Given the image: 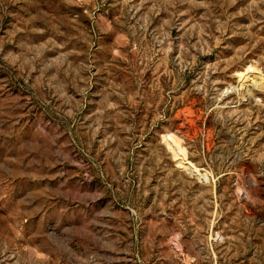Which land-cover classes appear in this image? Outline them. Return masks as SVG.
I'll use <instances>...</instances> for the list:
<instances>
[{"label": "rangeland", "instance_id": "374dc122", "mask_svg": "<svg viewBox=\"0 0 264 264\" xmlns=\"http://www.w3.org/2000/svg\"><path fill=\"white\" fill-rule=\"evenodd\" d=\"M249 66L264 0H0V264H264Z\"/></svg>", "mask_w": 264, "mask_h": 264}, {"label": "bare ground", "instance_id": "6f19581e", "mask_svg": "<svg viewBox=\"0 0 264 264\" xmlns=\"http://www.w3.org/2000/svg\"><path fill=\"white\" fill-rule=\"evenodd\" d=\"M240 79L244 83L246 81L251 82L254 87H264V75L260 74L254 66H249L243 73H241ZM163 139L170 147L176 148V150L179 154L184 151L182 144L178 143L172 137H170L168 135H164ZM178 153H176V154H178ZM180 157H182V156H180ZM181 159H185V158L182 157Z\"/></svg>", "mask_w": 264, "mask_h": 264}]
</instances>
